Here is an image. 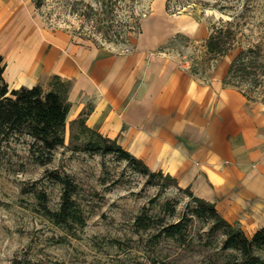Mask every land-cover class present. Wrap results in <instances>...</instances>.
Here are the masks:
<instances>
[{
	"label": "rangeland",
	"instance_id": "1",
	"mask_svg": "<svg viewBox=\"0 0 264 264\" xmlns=\"http://www.w3.org/2000/svg\"><path fill=\"white\" fill-rule=\"evenodd\" d=\"M0 5L6 6L5 0ZM22 12L33 27L64 31L74 41L115 53L132 54L154 44L153 53L205 83L219 74L224 80L243 49L255 48L253 54L264 62V0H43L41 7L28 0L19 18ZM9 17L0 14L4 44L3 31L8 34L17 24V17ZM227 21L233 22L235 48L216 59L208 52L207 39L215 24ZM260 62L253 63L252 77L241 72L238 85L229 88L249 94L254 100L245 96L249 104L264 112ZM70 124L65 145L47 163L31 150L32 138H0V264H211L218 257V239L205 246L200 239L188 236L180 243L163 234L168 223L190 214L188 192L165 186L164 178L161 185L152 184L149 176L114 155L74 149ZM54 174L77 186L84 226L67 230L44 214L42 204L58 209L62 201L63 185ZM168 202L176 206L174 214ZM141 215L148 218L149 228L136 225ZM206 229L195 220L189 231L197 236Z\"/></svg>",
	"mask_w": 264,
	"mask_h": 264
},
{
	"label": "crops",
	"instance_id": "2",
	"mask_svg": "<svg viewBox=\"0 0 264 264\" xmlns=\"http://www.w3.org/2000/svg\"><path fill=\"white\" fill-rule=\"evenodd\" d=\"M27 2L0 5L8 21L17 17L12 30L3 31L5 44L0 42L10 88L48 87L54 74L72 80L68 124L93 107L90 127L117 138L151 169L174 175L181 186L216 203L248 235L264 227L260 105L226 87L220 74L211 83L195 79L153 53L154 44L132 54L115 53L74 41L64 31L33 27L23 12L18 17Z\"/></svg>",
	"mask_w": 264,
	"mask_h": 264
},
{
	"label": "trees",
	"instance_id": "3",
	"mask_svg": "<svg viewBox=\"0 0 264 264\" xmlns=\"http://www.w3.org/2000/svg\"><path fill=\"white\" fill-rule=\"evenodd\" d=\"M42 3L43 0H36L37 7H41ZM232 26L233 22L227 21L223 22L222 26L215 24L212 27L206 46L209 54L214 55L216 59L235 48L236 33ZM257 52L255 48L250 47L239 53L223 80L226 87L238 85L237 77L241 72L248 71L247 74L253 76L250 69L255 61L260 62L259 56L253 54ZM262 63L264 62H260ZM5 69V57L0 52V138L7 139L16 135L32 138L31 150L39 153L38 158L42 163H47L52 159L53 152L66 143L68 115L72 106L69 94L73 81L54 74L50 77L48 87L37 84L33 87L10 88L4 76ZM244 95L252 100L249 94ZM92 110L93 107H90L83 111L70 124L74 149L90 154L114 155L119 160L127 161L134 170L149 176L150 183L161 185V179L164 178L165 186H178L191 195L193 204L190 214L168 223L163 228L166 237L176 239L180 243H185L189 238L200 239L205 246L212 245L218 239L219 255L211 264H264V227L257 229L251 236L248 235L241 224L228 221L220 213L216 203L195 195L191 187H181L178 179L172 174L151 169L143 159L125 149L117 138L106 136L90 127L87 119ZM54 176L63 185L62 201L58 209H51L47 204H42L44 214L56 225L67 230L75 224L84 226L85 218L75 197L77 186L69 177ZM167 205L171 214H174L176 206L170 202ZM195 220L207 226V229L199 232L197 236L189 231ZM136 225L149 228L151 224L146 216L141 215ZM204 235H207L205 240Z\"/></svg>",
	"mask_w": 264,
	"mask_h": 264
},
{
	"label": "bare ground",
	"instance_id": "4",
	"mask_svg": "<svg viewBox=\"0 0 264 264\" xmlns=\"http://www.w3.org/2000/svg\"><path fill=\"white\" fill-rule=\"evenodd\" d=\"M188 18V17H187ZM22 73H24V72H22ZM20 75V74H19ZM26 75V74H25ZM27 76V75H26ZM20 77V76H19ZM17 80V79H16Z\"/></svg>",
	"mask_w": 264,
	"mask_h": 264
}]
</instances>
